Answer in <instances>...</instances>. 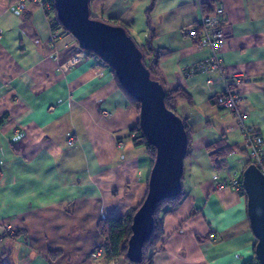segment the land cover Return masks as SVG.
<instances>
[{
	"label": "crops",
	"instance_id": "obj_1",
	"mask_svg": "<svg viewBox=\"0 0 264 264\" xmlns=\"http://www.w3.org/2000/svg\"><path fill=\"white\" fill-rule=\"evenodd\" d=\"M223 1V71L242 77L238 111L264 139V0ZM200 11L195 0L90 1L92 17L122 22L138 45L151 30L165 90L185 94L172 105L192 134L183 195L144 264H257L245 196L218 190L243 171L245 143L218 105L223 79L204 68L209 51L186 35ZM52 17L0 0V264H130L94 252L105 245L97 223L137 208L147 193L151 159L131 131L138 110L111 69L50 26ZM220 140L233 153L217 170L206 149Z\"/></svg>",
	"mask_w": 264,
	"mask_h": 264
},
{
	"label": "water",
	"instance_id": "obj_2",
	"mask_svg": "<svg viewBox=\"0 0 264 264\" xmlns=\"http://www.w3.org/2000/svg\"><path fill=\"white\" fill-rule=\"evenodd\" d=\"M61 28L78 48L94 55L114 73L123 91L138 104V125L155 150L147 193L132 217L126 260L141 264L142 248L151 237L154 214L161 201L182 191L187 137L183 120L165 105L164 87L152 79L135 40L122 26L94 19L89 0H52ZM241 187L249 226L256 243L254 255L264 264V176L252 164L243 169Z\"/></svg>",
	"mask_w": 264,
	"mask_h": 264
},
{
	"label": "built area",
	"instance_id": "obj_3",
	"mask_svg": "<svg viewBox=\"0 0 264 264\" xmlns=\"http://www.w3.org/2000/svg\"><path fill=\"white\" fill-rule=\"evenodd\" d=\"M195 2L201 9L200 18L193 27L186 31V35L195 42L199 50L206 49L209 51V57L204 62V68L218 73L223 79V90L220 94L218 105L220 108L232 113L236 119L237 126L245 143L246 164L254 165L264 176V139L253 127L246 123L247 116L238 111V103L241 99L240 87L243 84L242 77L235 74L227 76L223 71L220 51L225 42L222 30V18L225 10L224 1L210 0V12L208 13L204 10L203 0H195ZM30 5H36L48 14V0H13V9L17 12L24 11ZM52 19H54V16ZM49 23L50 26H54V29H57V32L63 30L61 27H56L55 24L51 23V20ZM57 32L52 30L49 39L51 45H54L58 39L59 34ZM52 57L53 59H57L56 51L53 52ZM209 83L210 81H208ZM73 143L74 138H68L67 144L71 146ZM118 145L122 144L119 143ZM241 174L242 172L237 178L230 179L226 184L219 183L218 190L227 187L233 190H242ZM209 237L215 240L214 234H210ZM103 254H105V250L99 248L95 250L94 257L97 258Z\"/></svg>",
	"mask_w": 264,
	"mask_h": 264
},
{
	"label": "trees",
	"instance_id": "obj_4",
	"mask_svg": "<svg viewBox=\"0 0 264 264\" xmlns=\"http://www.w3.org/2000/svg\"><path fill=\"white\" fill-rule=\"evenodd\" d=\"M89 1H91V0H89ZM48 3H49L48 15L54 16V19L51 20V23L55 24L56 27H61L60 24L58 23L57 19H56V16H55L53 1L48 0ZM92 18H94V17H92ZM94 19H96V18H94ZM105 22L112 24V25L122 26L127 31V33L129 34L127 27L122 22H119L116 20L105 21ZM64 33H65V31H64ZM151 40H152V31L150 30L147 42L144 45H138L137 43L136 44H137L138 48L140 49V51L142 52L144 65L149 70L151 78L158 81L164 87L163 82L160 79L158 68H157L158 55H157V52H155V50L151 47ZM90 55H92V54H90ZM92 56H94V55H92ZM117 83H118V81H117ZM118 85H119V83H118ZM164 90H165V88H164ZM122 91H123V89H122ZM124 94L127 96L129 101L138 110V107H139L138 104L133 99H131L125 92H124ZM181 95L185 96V94L179 90L174 91V92H167L165 90V105L169 110L173 111L174 113H175V111L172 107L173 101L176 97H179ZM183 122H184V120H183ZM184 126H185V132H186L187 143H188V145H187V154H188V148H189V143H190L192 134H191V132H190V130H189V128L185 122H184ZM131 131H132V133L138 134V137L134 141L137 145H141V146H144L146 148L147 153L151 159V167H152L153 160L155 157L154 148L151 145L147 144L145 138L141 134L138 123L135 126V128H133ZM206 150L209 154L210 161L216 167L217 170H221L224 168L225 157L228 154L233 153L232 148L226 146L224 140H220L216 143L210 144ZM248 165L249 164H245L244 169ZM240 194L242 196H245L243 190H241ZM182 195L183 194L181 191V193L176 198L164 200L158 204V207H157L155 214H154V217H153L154 218V225H153V231H152L151 237H150L149 241L147 243H145L143 248H142L143 260H142L141 264H144V263L149 261V256H148L149 252L155 248L156 244L158 243V241L160 240V238L162 236L163 216L166 215L171 209L175 208L178 205L179 201L181 200ZM138 207L135 209L129 210L126 214H124L122 216L109 218V219H105V220H100L97 223V230H98L99 234L105 238V245H104L103 249L105 250V255L108 259H115L118 257H122V258L126 259L127 242L131 236L130 227H131V223H132V217H133L134 213L137 211ZM50 255L53 257V255L56 256L58 254L57 253H51ZM256 263L258 264L257 260H256Z\"/></svg>",
	"mask_w": 264,
	"mask_h": 264
}]
</instances>
